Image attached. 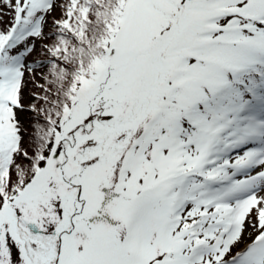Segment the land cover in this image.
<instances>
[{"label":"snow or ice","instance_id":"snow-or-ice-1","mask_svg":"<svg viewBox=\"0 0 264 264\" xmlns=\"http://www.w3.org/2000/svg\"><path fill=\"white\" fill-rule=\"evenodd\" d=\"M0 264H264V0H0Z\"/></svg>","mask_w":264,"mask_h":264}]
</instances>
